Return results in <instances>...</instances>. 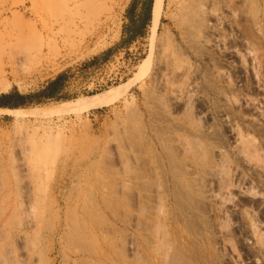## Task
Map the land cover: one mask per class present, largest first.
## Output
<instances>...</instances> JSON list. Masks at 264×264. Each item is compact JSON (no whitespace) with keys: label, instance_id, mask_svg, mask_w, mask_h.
<instances>
[{"label":"rangeland","instance_id":"374dc122","mask_svg":"<svg viewBox=\"0 0 264 264\" xmlns=\"http://www.w3.org/2000/svg\"><path fill=\"white\" fill-rule=\"evenodd\" d=\"M131 2L0 0V264H264V0Z\"/></svg>","mask_w":264,"mask_h":264},{"label":"trees","instance_id":"16d2710c","mask_svg":"<svg viewBox=\"0 0 264 264\" xmlns=\"http://www.w3.org/2000/svg\"><path fill=\"white\" fill-rule=\"evenodd\" d=\"M143 9L141 12L135 13L137 0H132L130 3L128 11H132V14L127 15L128 23L123 27V34L127 35L126 39L122 42H129L131 39L143 34L142 29L146 26L149 21V12L151 0H145L143 3ZM147 7V17L144 16V8ZM105 53L100 56L94 57L90 62L84 64H92L98 59H101ZM66 77V72L59 73L54 78L47 81L42 89L32 95H20L18 93H10L0 96V107L3 108H16L19 106L26 105L31 102H39L44 99H61L65 97L61 95L64 86V79Z\"/></svg>","mask_w":264,"mask_h":264},{"label":"bare ground","instance_id":"6f19581e","mask_svg":"<svg viewBox=\"0 0 264 264\" xmlns=\"http://www.w3.org/2000/svg\"><path fill=\"white\" fill-rule=\"evenodd\" d=\"M162 1L163 0H153L152 11H151V20H152L153 28H154V26L156 25V23L158 21V17H159V14H160V8H161ZM189 15H192V14L190 13ZM189 15H187V16H189ZM123 92H124V86L111 88L108 91H105V92H102V93H99V94H96V95H92V96H89V97L84 98V99L82 98V99H78V100L73 101V102L62 103V104L53 106V107L49 108V110H47V112L51 113V114H68V113H71V112H76V111H80V110H83V109H87L89 107H96V106L104 105V104H107V103H110V102L116 100L120 95L123 94ZM193 144H195V141H194ZM183 146H185V144ZM198 146H194V148L195 147L197 148ZM194 153H196V151ZM199 153H201V151H199ZM199 153H197V154H199ZM251 166H252V168H254V170L256 172H258V173H260V174H262L264 176V165H262V164L261 165L260 164L256 165L255 164L253 166V164H252ZM209 171H211V170H209ZM210 175H212V174H210Z\"/></svg>","mask_w":264,"mask_h":264}]
</instances>
